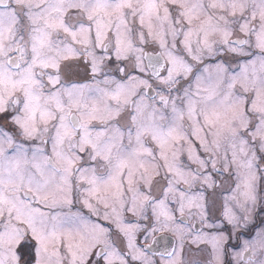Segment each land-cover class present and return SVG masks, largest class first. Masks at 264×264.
Listing matches in <instances>:
<instances>
[{
	"label": "snow or ice",
	"instance_id": "snow-or-ice-1",
	"mask_svg": "<svg viewBox=\"0 0 264 264\" xmlns=\"http://www.w3.org/2000/svg\"><path fill=\"white\" fill-rule=\"evenodd\" d=\"M0 264H264V0H0Z\"/></svg>",
	"mask_w": 264,
	"mask_h": 264
}]
</instances>
